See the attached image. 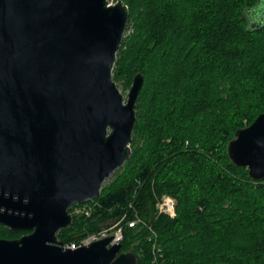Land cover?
Segmentation results:
<instances>
[{
	"label": "trees",
	"instance_id": "16d2710c",
	"mask_svg": "<svg viewBox=\"0 0 264 264\" xmlns=\"http://www.w3.org/2000/svg\"><path fill=\"white\" fill-rule=\"evenodd\" d=\"M121 1L129 19L112 78L122 91L143 78L131 156L98 199L69 208L59 241H78L132 204L155 233L124 228L119 253L136 264H264V180L227 154L264 113V22L246 21L260 0ZM162 195L175 200V218L157 215ZM89 206L88 217L74 215ZM18 234L0 226V238Z\"/></svg>",
	"mask_w": 264,
	"mask_h": 264
},
{
	"label": "water",
	"instance_id": "95a60500",
	"mask_svg": "<svg viewBox=\"0 0 264 264\" xmlns=\"http://www.w3.org/2000/svg\"><path fill=\"white\" fill-rule=\"evenodd\" d=\"M128 19L121 0H0V225L30 232L0 239V264H136L110 237L74 251L57 237L131 156L143 78L125 100L112 78ZM227 154L264 180V113Z\"/></svg>",
	"mask_w": 264,
	"mask_h": 264
},
{
	"label": "built area",
	"instance_id": "2783aa9c",
	"mask_svg": "<svg viewBox=\"0 0 264 264\" xmlns=\"http://www.w3.org/2000/svg\"><path fill=\"white\" fill-rule=\"evenodd\" d=\"M111 4V3H110ZM176 202L175 200L168 196L162 195L156 205L157 215H164L170 219L175 218L176 211H175ZM128 212H125L121 217L117 220H109L106 223L105 227L100 228L99 230L89 233L86 236L82 237L78 241L71 242L69 244L63 245L64 249H68L74 251L81 247L89 246L90 244L106 239L111 238V241L108 245L112 246L114 244H120L123 240V230L124 228L135 229L138 227L147 228L151 234L155 237V233L153 230L148 227V224L138 215L135 209L132 207V204L129 205ZM74 215H84L88 217L91 213V206L89 207H82L76 208L74 210ZM153 250H156V246L154 245Z\"/></svg>",
	"mask_w": 264,
	"mask_h": 264
},
{
	"label": "flooded vegetation",
	"instance_id": "af4514ba",
	"mask_svg": "<svg viewBox=\"0 0 264 264\" xmlns=\"http://www.w3.org/2000/svg\"><path fill=\"white\" fill-rule=\"evenodd\" d=\"M246 21L247 22H252L254 25L256 24H260L261 22H264V0H260L258 6L249 11L246 17ZM2 227H5L3 225H0ZM8 228V227H6ZM9 229V228H8ZM11 230V229H9ZM12 232H16V233H20L18 234V236L11 238V239H6V238H0V239H6V240H14V239H18L24 235H28L30 232H22V231H13Z\"/></svg>",
	"mask_w": 264,
	"mask_h": 264
},
{
	"label": "rangeland",
	"instance_id": "374dc122",
	"mask_svg": "<svg viewBox=\"0 0 264 264\" xmlns=\"http://www.w3.org/2000/svg\"><path fill=\"white\" fill-rule=\"evenodd\" d=\"M108 2L109 3H111V4H114V2L112 1V0H108ZM126 35V33H124V35H123V37ZM119 88V90L121 91V93L123 94V96H124V100L126 99V97H127V93H128V90L127 91H122L121 90V87H118ZM113 176V175H112ZM112 176L104 183V184H106L107 182H109L111 179H112ZM103 184V185H104ZM86 206H87V204H85ZM92 206V205H91ZM107 223V222H106ZM106 223H104V225L102 226V227H105L106 226ZM102 227H100V228H102Z\"/></svg>",
	"mask_w": 264,
	"mask_h": 264
}]
</instances>
